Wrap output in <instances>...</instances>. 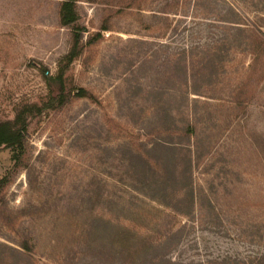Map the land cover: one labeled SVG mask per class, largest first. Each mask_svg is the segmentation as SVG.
I'll return each instance as SVG.
<instances>
[{
	"label": "rangeland",
	"instance_id": "rangeland-1",
	"mask_svg": "<svg viewBox=\"0 0 264 264\" xmlns=\"http://www.w3.org/2000/svg\"><path fill=\"white\" fill-rule=\"evenodd\" d=\"M23 114L0 264H264V0H0Z\"/></svg>",
	"mask_w": 264,
	"mask_h": 264
},
{
	"label": "trees",
	"instance_id": "trees-1",
	"mask_svg": "<svg viewBox=\"0 0 264 264\" xmlns=\"http://www.w3.org/2000/svg\"><path fill=\"white\" fill-rule=\"evenodd\" d=\"M68 5V2L66 6ZM68 25L67 22H64ZM74 48L66 57L68 63H72L77 57V49L80 42V35L78 33L74 34ZM48 85L50 88V94L53 101H61L66 99L65 96V85L63 80V73H60L57 77H49ZM56 84L58 88H53ZM59 91L55 94V92ZM56 95V97H53ZM36 108V106H34ZM28 126L23 115H19L13 122L0 123V152L4 148H9L12 151V160L15 163L21 161V157L24 154L25 143L27 139ZM9 174L4 177H0V191L7 185Z\"/></svg>",
	"mask_w": 264,
	"mask_h": 264
}]
</instances>
